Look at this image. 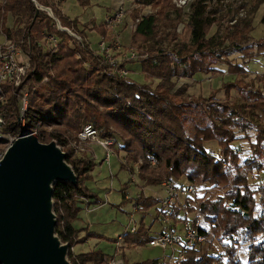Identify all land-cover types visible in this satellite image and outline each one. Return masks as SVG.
Returning <instances> with one entry per match:
<instances>
[{
  "label": "trees",
  "instance_id": "16d2710c",
  "mask_svg": "<svg viewBox=\"0 0 264 264\" xmlns=\"http://www.w3.org/2000/svg\"><path fill=\"white\" fill-rule=\"evenodd\" d=\"M37 1L49 5L61 25L76 31L81 40L59 29L53 17L32 0H0V31L29 52L30 62L18 87L4 83L2 133L15 137L23 130H34L41 141L55 139L67 152L76 182L54 183L53 209L57 216L55 230L69 243L71 263L109 264L112 255L97 247L72 250L75 240L104 236L73 223L79 217L81 199L100 201L86 184L94 160L85 152H74L68 144L85 122H91L100 137L111 138L125 151L122 167L133 171L131 163L137 162L144 184L184 178L196 185L208 182L225 187L215 197L198 199L197 208L205 216L201 227L205 240L187 248L175 264H264V182L249 185L250 174H264V73L259 84L246 82L242 77L246 65L226 60L235 49L250 57L264 49L261 43L253 51V44L247 42L250 18L232 17L230 23L222 24L216 13L223 0H214L211 6L213 0H189L185 6L176 5L174 0H129L138 5L133 12L138 20L130 31L129 45L146 53L137 61L146 75L159 78L151 86L112 72L91 49L84 33L86 24L79 28L77 18L47 0ZM78 2L84 5L88 0ZM147 6L152 8L149 12H140ZM9 15L16 18L15 26L6 24ZM213 24L216 28L209 34ZM90 28L107 39L114 35L104 22H94ZM48 33L58 38L55 49L39 44ZM218 62H227L228 71L237 73L233 80L221 84L226 98L236 88L244 99L242 103L212 94L181 96L183 86L172 90L176 78L218 70ZM21 89H27L23 120L19 118L17 99ZM242 137L249 140L250 152L245 156L232 144ZM207 140H216L217 154L204 145ZM8 142L0 134V152ZM135 198L141 210L159 201V197L143 193ZM81 231L84 234L78 235ZM122 237L126 247L142 245L150 237L149 228L140 219L136 228L124 231ZM123 259L124 264L158 261V257Z\"/></svg>",
  "mask_w": 264,
  "mask_h": 264
},
{
  "label": "rangeland",
  "instance_id": "374dc122",
  "mask_svg": "<svg viewBox=\"0 0 264 264\" xmlns=\"http://www.w3.org/2000/svg\"><path fill=\"white\" fill-rule=\"evenodd\" d=\"M124 1L127 12L123 17V21L115 25V29H110L119 36V40L122 42V44L129 45V33L132 30L130 25L134 20L133 12L135 11L134 8L138 7H134L130 1ZM48 2L51 5L53 3L52 1ZM108 2L109 0H88L89 4L86 8L83 7L84 5L80 4L78 0H65L64 2L63 7L67 12H70L71 15L77 13H79V15L84 13L82 16H84L85 13L93 14L95 19H89V21L83 22L84 24L82 23V26L86 24L84 33L86 34V39L91 47H96L97 41L101 38V35L95 31L90 32V30H92L90 26H92L94 22H104L106 17L104 9ZM213 2L214 0L211 2L210 6L213 4ZM241 4L243 5L238 8V6ZM42 6L49 7L43 4ZM49 8L51 9V7ZM217 8L216 15L221 20L222 24L230 23L229 19L232 17L250 18L251 29L248 30L247 38L249 40L247 42H251V44H253V51L255 50L256 45L264 43V20L262 19L264 16V0H223L217 5ZM150 9L152 8L147 6L145 8H141L140 12H146ZM44 10L48 12L47 9ZM15 19L16 18L13 15H9L6 19V24L15 26L17 24ZM20 25H22V23H20ZM181 27L182 23L178 25L179 31H181ZM215 28L216 24H213L209 30V34L212 33ZM3 36L4 34L0 31V43L4 40ZM41 46L43 48H47L46 46L44 47V43L41 44ZM226 60L228 62H238L246 65V75L245 77L242 75L246 82L251 81L254 82L255 85L261 82L263 77L262 73H264V49H261V51L255 53V56L253 57L245 55L243 51L239 49H235L233 52L228 54ZM245 60L248 61L244 63ZM138 62L139 61L137 60L129 61L128 68L130 69V78L136 81L146 82L151 86H154L159 81V78L146 75L139 68ZM216 65L218 70H213L207 73L197 72L193 75V77L176 78L175 85L172 90L183 86V94L181 96L196 97L198 95L208 96L212 94L214 97L221 100L229 99L232 100V102L242 103L244 99L236 88L231 89L230 96L226 98L227 96L225 94V90L221 86L223 82L233 80L237 73L228 71L227 62H218ZM51 72H53V70ZM86 143L87 151H85V154L88 156V154L94 152L93 159L95 162V165L91 170V179L87 180L86 184L91 189V186H94V189L100 194V200L102 201H98L96 204L94 203L93 206L95 208L91 211H84L80 209L79 215L82 217V220L88 223L86 225L88 230L100 232L104 236L100 238L96 236H89L86 242L84 241L87 238L83 242H78L75 240V244L72 246L73 252L97 247L106 253L112 254L110 259H118L120 262H122V264H124V257L128 261H132L136 259H146L160 256L162 251L160 247L150 246L147 243L126 247L122 240H120V244H115L114 241L110 240L108 237L112 239L118 233L123 232L126 227L128 228L132 220H139V208L135 211L134 218L132 220H130V216L128 215L132 210L131 207L135 203V197H137L138 193L153 196L156 194L160 195V193L163 192L162 186L159 183L144 184L141 182V178L138 175V166L136 162L131 163L133 166L132 172H130L126 166L122 167L121 163L123 162V159L125 160V151L118 149L117 143H112V147L110 146L113 152L110 153L107 159L108 161L104 159L105 149L99 145L98 142L95 140H88ZM232 144L240 149L239 152L241 156L249 154L250 148L249 140L247 138L242 137L235 140ZM204 145L217 154L219 146L216 140L204 141ZM2 151L0 152V155L2 154ZM110 172L113 174L112 177H110ZM132 176L134 177L133 180H131ZM259 180L264 182V174L261 173L258 176H254L252 174L249 175V185L255 186ZM181 181L186 182L184 178H181ZM123 184H126V187L129 190L128 195L131 199L129 201H132L130 202L131 205L129 201L124 199L123 193L121 192V187ZM196 186L199 189L197 193L199 198H205L208 196L215 197L217 194L222 193L225 190V187L208 184V182ZM121 206H123V209ZM128 209L129 211L126 212ZM157 213L158 208L157 205H155L154 208L152 207L149 209V214H146V219L149 220L150 215L152 214H154V216L157 218ZM202 216L203 218L205 217L204 215ZM203 221L205 222L204 219ZM157 225L158 224L155 223L154 227H157ZM82 234H84V231H81L78 235ZM76 243H79V245H76ZM121 251H123V254H121Z\"/></svg>",
  "mask_w": 264,
  "mask_h": 264
},
{
  "label": "built area",
  "instance_id": "2783aa9c",
  "mask_svg": "<svg viewBox=\"0 0 264 264\" xmlns=\"http://www.w3.org/2000/svg\"><path fill=\"white\" fill-rule=\"evenodd\" d=\"M36 7L41 6L36 0H32ZM129 1V0H128ZM176 5L185 6L189 0H174ZM134 7L138 6L130 1ZM125 1L119 0L114 12L106 16L104 23L109 28L123 21L126 14ZM48 8V13L54 19V24L59 28L66 30L77 40H81L80 34L72 30L68 26L61 25L59 19ZM145 8V7H143ZM147 10L146 12H149ZM138 18L131 23V29L136 25ZM114 32V31H113ZM48 49H55L58 46V38L54 34H44L39 44H43ZM91 49L101 56V62L107 67L122 76H129L130 69L128 63L131 60H138L146 55L144 52L138 51L135 47L122 44L119 36L114 32L110 38H101L97 41L96 47ZM29 52L22 46L18 45L14 39H8L4 36V40L0 43V134L5 135L9 142L14 136L8 133H2V127L5 119L2 114V107L6 101V91L4 83L12 84V87H18L22 81V77L29 69ZM47 77H43L42 81ZM19 104V118L23 120L24 112L27 106V89H21L17 92ZM95 140L105 149L104 159H108L111 152L110 147L113 143L111 138L100 137L97 128L91 122H85L81 129L77 132L75 138L69 140V145L76 153L87 151V141ZM8 142V143H9ZM124 160V159H123ZM154 163V160H150ZM137 163V162H136ZM163 192L159 195L157 202V218L159 219L161 228L159 231L150 234L147 244L150 246L160 247L162 249L158 256L157 264H175L184 257L187 248L205 240V233L201 230L204 215L198 208V187L195 183L186 181H176L173 178H164L159 183ZM139 193L137 194V197ZM139 208L138 202L132 205V211ZM132 218V217H131ZM136 224H131L129 231H133ZM221 234V231H220ZM122 239V234L117 236V241ZM227 239V238H226ZM109 264H122L118 259H109Z\"/></svg>",
  "mask_w": 264,
  "mask_h": 264
},
{
  "label": "water",
  "instance_id": "95a60500",
  "mask_svg": "<svg viewBox=\"0 0 264 264\" xmlns=\"http://www.w3.org/2000/svg\"><path fill=\"white\" fill-rule=\"evenodd\" d=\"M66 155L55 139L41 141L34 130H23L5 146L0 155V264H72L69 243L55 230L53 209L54 183L76 182Z\"/></svg>",
  "mask_w": 264,
  "mask_h": 264
},
{
  "label": "crops",
  "instance_id": "0c3cea01",
  "mask_svg": "<svg viewBox=\"0 0 264 264\" xmlns=\"http://www.w3.org/2000/svg\"><path fill=\"white\" fill-rule=\"evenodd\" d=\"M48 1H52L51 3L53 4V5H55V6H58L66 15H68L69 17H71V18H73V17H75V18H77L78 20H79V27H81L82 26V23L83 22H86V21H89V19H95L94 18V16H93V14H88V13H85V15L84 16H82L84 13H81L80 15H79V13H77V14H74V15H71V13L70 12H67L66 11V9L63 7L64 6V2H65V0H48ZM118 1L119 0H109V2H108V4L105 6V16H107V15H109L110 13H112L114 10H115V8L117 7V5H118ZM124 1V0H123ZM126 1H128V0H126ZM41 4V3H40ZM89 3H87V4H84V6L83 7H87V5H88ZM42 5V4H41ZM47 6H49V5H47ZM50 7V6H49ZM104 16V17H105ZM91 31H95V30H90V32ZM96 32V31H95ZM129 35H130V33H129ZM4 37V36H3ZM138 65H139V63H138ZM215 67H217V65L215 64ZM139 68H140V66H139ZM112 145L113 144H111V147H112ZM118 149H120L119 148V146H118ZM122 150V149H121ZM115 153V152H114ZM116 154H118V153H116ZM93 155H94V152H91V154H88V156L90 157V158H92L93 159ZM94 160V159H93ZM108 161V160H107ZM129 169V168H128ZM130 172H132L131 170H130ZM113 176V174L110 172V177H112ZM134 179V177L132 176L131 177V180H133ZM141 180V182H143V180L142 179H140ZM92 187V189H93V191H95L97 194H99L98 192H97V190H95L94 189V186L92 185L91 186ZM90 188V187H89ZM122 190H121V192L123 193V197H124V199L125 200H127V201H129V200H131L130 199V196L128 195L129 194V190H128V188L126 187V184H123L122 185ZM91 189V188H90ZM91 189V190H92ZM155 196H157V197H159V194H156ZM99 197H100V194H99ZM100 201H102V200H100ZM130 202H132V201H129V203ZM96 204V202H94V201H88V199H87V201H86V199H81V205H82V208H81V210H89V211H91V210H93L95 207L93 206V204ZM101 203V202H100ZM130 205H131V203H130ZM154 208V206H151L150 208ZM121 208L123 209V206H121ZM149 208V209H150ZM131 209H132V207H131ZM149 209H147V210H145V211H141V209H138L139 210V220L140 219H142L143 221H144V223H145V225L146 226H148V228H149V235L150 234H153V233H155V232H157V231H159L160 230V228H161V225H160V222H159V219L158 218H156L155 216H154V214H152V215H150V219L148 220V219H146V214L148 213L149 214ZM88 211V212H89ZM129 211V209L126 211V212H128ZM136 211V210H135ZM135 211H132L131 210V212L128 214L129 216H130V220H132L133 218H134V214H135ZM142 212H145V213H142ZM132 217V218H131ZM138 222V221H137ZM74 225L76 226V227H81V226H86L88 223H86L84 220H82V217L79 215V217L77 218V219H75L74 220ZM155 223H157L158 225H157V227H154V224ZM131 224H136V220L134 219V220H132V222H131ZM131 224L129 225V227L131 226ZM129 227L127 228H125L124 229V231H127L128 229H129ZM123 231V232H124ZM123 232H120L121 234H123ZM120 233H118L115 237H113L112 239H114L113 241H114V243L115 244H120L121 242H120V240L119 241H117V236H119L120 235ZM88 239H86L84 242H86ZM122 241H123V237H122V239H121ZM76 245H79V243H76ZM80 250V249H79ZM82 251V250H81Z\"/></svg>",
  "mask_w": 264,
  "mask_h": 264
}]
</instances>
